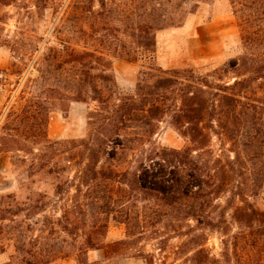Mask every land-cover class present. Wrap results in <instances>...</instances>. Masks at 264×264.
Returning a JSON list of instances; mask_svg holds the SVG:
<instances>
[{
	"label": "trees",
	"instance_id": "1",
	"mask_svg": "<svg viewBox=\"0 0 264 264\" xmlns=\"http://www.w3.org/2000/svg\"><path fill=\"white\" fill-rule=\"evenodd\" d=\"M13 1L0 0V5ZM94 1L81 4L79 0H71L67 4L53 0L64 10L62 24L54 30L59 42L49 46L40 57L38 46L19 48L9 42L0 44L22 60L20 63L13 59L1 70L0 94H8L9 106L0 115V152L12 154L15 169L28 163L33 174L50 166L56 156H59L58 162L68 163V169L76 167L74 175L66 176L57 185L56 193H70L74 187L83 196L76 204L82 211L84 224L87 225L88 218L93 222L92 234L79 246L77 264H99L89 260L90 250L103 249L108 256V245L115 246L116 250L117 246L121 248L146 238L157 240L160 260L165 264L168 243L177 237H187L182 246L192 245L186 252L185 262L222 264L211 257L205 246L204 230L227 227V212L233 204L230 200L229 207L216 214L215 202L227 190L228 182L220 160L207 157L211 140L208 131H215L216 115L222 119L223 103L237 98L226 93L228 86H218L212 92L218 98H212L207 90L212 86L207 80L194 82L188 78L187 82L162 78L153 86L141 81L135 96H121L110 60L100 50L110 47L111 38H115L106 26L125 19L133 42L145 51H152L157 31L181 23L187 14H194L201 3L209 0H123L121 5H117V0H98L101 10L95 9ZM84 19L90 24V33L81 27ZM102 29L105 32L101 34ZM82 37H86L85 43L90 47L79 46ZM24 56L32 62L34 75H25L29 63L23 60ZM66 100L97 103L89 116L92 129L87 138L65 141L49 138L51 107L56 101ZM169 100L172 104H168ZM168 111L172 112L175 127L190 139L192 146L152 147L137 157L134 170L120 172L101 165L103 158L114 159L117 148L128 145L129 129L151 128L153 121ZM237 196L242 201L232 212L237 230L225 244L224 261L264 264V211L245 200L242 193ZM145 201L141 206L138 204ZM44 205L38 199L35 208L43 209ZM107 215L125 224V239L104 243ZM25 246L22 242L19 247L28 255L22 260L24 264H52L61 258L54 248L33 253ZM137 252V257L147 264H156L155 253Z\"/></svg>",
	"mask_w": 264,
	"mask_h": 264
},
{
	"label": "rangeland",
	"instance_id": "2",
	"mask_svg": "<svg viewBox=\"0 0 264 264\" xmlns=\"http://www.w3.org/2000/svg\"><path fill=\"white\" fill-rule=\"evenodd\" d=\"M79 1L88 4L90 0ZM122 2L117 0V5ZM93 4L96 10H101L98 0ZM63 15V7L53 0H15L0 5V44L9 42L19 48L38 46L40 57L49 46L58 44L54 30L62 24ZM99 20L102 21V17ZM87 21L82 20L81 27L85 33H90ZM106 27L115 38H111L110 47L100 50L110 60L121 96H135L141 81L153 86L162 78H179L183 82L188 78L194 82L207 80L212 86L207 88L212 98H218L212 94L218 86H228L226 93L237 98L223 103L222 119L217 115L213 118L215 131L209 129L211 140L207 147V157L220 160L228 182L227 190L215 202L216 214L229 207L230 200L233 207L227 212V227L204 230L205 246L211 257L222 264H235L234 259L231 263L225 262L223 252L229 236L237 230L232 219L234 206L242 204L237 193H242L245 200L264 211V0L203 2L181 23L157 31L156 44L149 52L133 42L125 19ZM104 32L102 29L99 33ZM85 38L78 41L80 47H90ZM13 59L22 61L7 46H0V75ZM23 60L29 63L25 75H34L29 57L24 56ZM7 97L5 92L0 94V115L9 106ZM168 104H172V100ZM96 107L97 103L92 100L56 101L48 118L49 138L62 141L87 138L92 129L89 116ZM153 124L148 129H129L128 145L117 148L114 159L103 158L101 165L120 172L134 170L137 157L152 147L184 149L192 146L190 139L173 124L171 111L155 119ZM12 161L11 153L0 152V264H24L22 260L28 255L19 249L22 242L26 243L25 249L33 253L41 249L57 250L61 258L52 264H77L79 246L92 234L93 222L88 218L87 225L84 224V216L76 204L83 196L74 187L70 193H56L57 185L66 176L74 175L76 167L68 169V163L58 162L59 156H56L50 166L33 174L28 163L15 169ZM38 199L45 203L43 209L35 208ZM144 203L146 201L138 202L140 206ZM108 216L102 237L104 243L125 239V224L113 215ZM186 240L187 237H177L169 241L165 264H189L184 259L192 245L182 246ZM43 242L48 245H41ZM52 244L56 246L49 247ZM115 248L108 245V256L103 249L90 250L88 258L99 264H147L137 257V250H140L155 253V263L163 264L157 240L146 238Z\"/></svg>",
	"mask_w": 264,
	"mask_h": 264
}]
</instances>
